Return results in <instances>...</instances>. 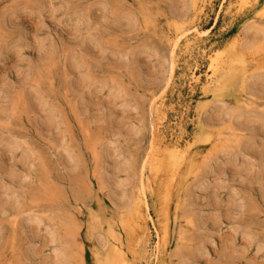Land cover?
<instances>
[{
	"label": "rangeland",
	"instance_id": "1",
	"mask_svg": "<svg viewBox=\"0 0 264 264\" xmlns=\"http://www.w3.org/2000/svg\"><path fill=\"white\" fill-rule=\"evenodd\" d=\"M263 4L199 0L190 18V0H0V264H56L72 235L58 264H99L93 238L119 240L127 264H155L144 243L153 248L165 226L166 264H264V54L249 48L233 63L225 104L207 91L213 55L221 51V68L236 38L259 41ZM176 25L191 41L175 49L165 85ZM241 74L254 75L249 95ZM152 91L165 95L163 140L187 148L173 169L156 171L148 155ZM199 107L224 122L201 140ZM142 192L146 205H136Z\"/></svg>",
	"mask_w": 264,
	"mask_h": 264
},
{
	"label": "bare ground",
	"instance_id": "2",
	"mask_svg": "<svg viewBox=\"0 0 264 264\" xmlns=\"http://www.w3.org/2000/svg\"><path fill=\"white\" fill-rule=\"evenodd\" d=\"M199 3V0H190V11H189V16L190 18H193V15L198 11V7L197 4ZM233 5V4H232ZM259 11V10H258ZM261 11L264 12V4L263 7L261 8ZM178 18V17H177ZM255 21V20H254ZM174 31L171 34H168V36L166 37L169 46H170V55H169V63H168V67L166 69V73H165V77H164V84H168L171 80L172 77L174 76V72H175V57H174V51L175 49L179 48L181 49L182 46H185L184 48H188L190 46V38H186V36L184 35V30L181 26L176 25L174 26ZM253 27H255V25L252 22H248L244 28H243V32L244 33H248V31H250L251 29H253ZM188 30V29H187ZM186 30V31H187ZM195 30V34L196 33H201V31H197L196 26L194 27ZM185 31V32H186ZM257 33H259V37L257 36V40H259L258 42H253L255 40H252L250 42H248V44H242L243 40L236 38L230 45V51L231 53L228 54L227 51V55H226V62L224 63V65L220 68V55L219 51L218 55L216 54V56L213 58H210V64H209V68L212 70V73L215 74V79H213L210 82V86H208L207 91H209L210 93H212L217 99L216 102L221 103V104H225L226 100L223 99L226 94L229 93L230 88H227V86H229L231 83L227 82L224 85L221 84V81L226 80L229 78L230 75H235V69H233L234 67V62H239L242 64L241 61L245 60V56H246V50L247 49H251L254 47V49L256 50L257 53H262V56L264 54V23L263 25L258 26L257 28ZM255 31V32H256ZM249 34V33H248ZM256 34V33H255ZM254 35V34H253ZM255 37V36H254ZM184 39V41H183ZM247 39V38H246ZM249 40V39H248ZM183 41V42H182ZM253 49V50H254ZM217 51V50H216ZM215 51V52H216ZM255 52V53H256ZM262 61V60H259ZM233 64V66H232ZM237 66V64H236ZM235 66V67H236ZM240 66V65H239ZM238 66V67H239ZM237 70V69H236ZM211 72V71H210ZM209 77V75H208ZM231 77V76H230ZM238 78H240V82H241V86L242 88H244V90L246 89L245 87L249 88L250 84V80L253 81L252 79L254 78V75L252 76H248V75H238ZM206 80V79H205ZM207 82V81H206ZM254 83V82H253ZM238 84V83H237ZM240 85V84H239ZM231 87V86H230ZM237 87V86H236ZM252 87V86H251ZM255 87V86H254ZM253 88V87H252ZM250 91V90H249ZM245 93V95H249L250 93L247 91V89L245 91H243ZM252 92V91H251ZM208 94V93H207ZM254 94V93H252ZM151 101L149 102V116H150V120H151V126L153 127V132L155 135V142L152 145L151 148V153L148 154L151 157V161L154 163V165L156 166L155 168H158L156 171H161L162 168H165L166 166H169V164L171 165L172 169L177 165V162H181L182 157L186 154L187 148L182 147V145L180 144V141L178 139V137L173 141V142H168L163 140L162 138V133L160 132V124H161V118H159V113L160 110L162 108V106L164 105V92H155L152 91L151 92ZM213 96V97H214ZM250 97V96H247ZM253 97V96H252ZM251 99V98H250ZM253 100V99H252ZM234 107V106H233ZM237 108V106H235ZM234 109V108H233ZM245 109V108H244ZM231 112V111H230ZM234 113V112H232ZM196 133H195V138L201 140L202 137H205L210 128H212L214 125L217 124H222L223 119L221 118H216L214 119L212 117H205L206 111L203 110V108L199 107L196 110ZM219 116V115H218ZM226 116V115H225ZM251 116V115H250ZM225 118V117H223ZM240 118V114L235 113V114H229L228 115V120L230 121V124L232 123H237L239 121ZM244 119V117H243ZM227 120V121H228ZM260 120V119H259ZM226 121V118H225ZM245 121V120H244ZM240 122V121H239ZM245 123V122H244ZM243 123V126H245ZM239 127H240V123ZM242 124V123H241ZM237 125V124H235ZM237 126V128H239ZM242 128V127H241ZM262 130V129H260ZM264 130V129H263ZM229 131H231L229 129ZM234 132V131H233ZM232 132H230L231 134ZM211 134V133H210ZM217 134V133H216ZM221 134V133H220ZM219 134V135H220ZM179 136V135H178ZM211 136V135H210ZM217 136V135H216ZM233 136V135H232ZM234 136H237L234 135ZM180 137V136H179ZM256 137V136H255ZM191 138V137H190ZM208 137L204 140H207ZM236 139V137H235ZM245 143H246V139H245ZM228 146V145H227ZM245 146V145H244ZM149 147V146H148ZM250 148V147H249ZM241 149V148H240ZM248 148H246L247 150ZM252 149V147H251ZM254 149V148H253ZM244 150V149H243ZM242 150V152H244ZM257 150V149H255ZM212 152L215 153L217 151H215V149H213L211 152H209V159H206V162H201V163H205L206 167H209L210 165H212L213 159L215 154H213L212 156ZM248 153H251L250 151H247ZM253 155L257 154L254 153L255 151H252ZM185 153V154H184ZM259 154V153H258ZM217 155V154H216ZM70 158V157H69ZM143 162V161H142ZM202 164V165H203ZM220 166V165H219ZM170 167V166H169ZM205 167V166H204ZM203 168V167H202ZM207 169V168H205ZM141 171V170H140ZM203 171V170H202ZM206 173V172H205ZM142 174V171H141ZM140 174V175H141ZM193 174V173H192ZM195 174V172H194ZM151 175V174H150ZM157 175V173H156ZM155 175V176H156ZM153 177V176H152ZM139 179L141 180V178L139 177ZM155 179V178H154ZM141 182V181H140ZM161 182V181H160ZM191 183V180H190ZM189 183V185H190ZM143 183H141L142 186ZM151 184V183H150ZM197 184V183H196ZM191 186V185H190ZM263 186V185H262ZM157 188V187H156ZM159 188V187H158ZM188 188V187H187ZM190 188V187H189ZM188 188V189H189ZM166 189V188H165ZM187 189V192H188ZM169 195V194H168ZM170 197V196H169ZM209 199V198H208ZM146 197L145 194L142 192L139 197L138 200L135 202L136 205H140V203L145 204L146 202ZM110 204V203H109ZM146 205V204H145ZM111 206V204H110ZM144 207V206H143ZM146 207V206H145ZM159 207V206H158ZM139 208V207H138ZM147 208V207H146ZM145 208V210H146ZM185 209H187L186 211H188V208L186 207ZM184 209V210H185ZM145 210H140L137 211V218L141 219L140 223H141V227L142 230H147V219L145 216H147V212L145 213ZM180 210V209H179ZM157 211V209H156ZM189 214V212H186ZM182 212V209H181ZM141 215V216H140ZM144 215V216H143ZM190 215V214H189ZM184 216V215H183ZM93 217V220L99 225V227H102L103 224L106 222V220H102L101 217H99V215H93L91 216ZM161 217V216H160ZM185 217H189L186 216ZM174 218V217H173ZM180 218V217H179ZM197 218V217H196ZM175 219V218H174ZM178 219V218H177ZM188 220V218H186ZM194 220V218H193ZM199 220V219H198ZM163 221V220H162ZM192 221V220H190ZM197 221V219H196ZM201 221V220H200ZM205 221V220H204ZM119 222L120 225L122 226V230L126 231V227H127V221H126V217L125 216H120L119 217ZM139 222V220H138ZM202 222V221H201ZM82 223V222H81ZM185 223V222H184ZM204 223V222H202ZM163 224V222H162ZM187 224V223H186ZM185 224V225H186ZM190 224V223H189ZM188 224V225H189ZM193 224V223H192ZM198 221H197V223ZM205 224V223H204ZM180 225V224H179ZM178 227V225H177ZM192 228V225L190 226ZM68 228V227H67ZM195 228V227H194ZM201 228V227H200ZM199 228V229H200ZM69 229V228H68ZM198 229V228H197ZM149 230V229H148ZM187 231V230H186ZM189 231V230H188ZM73 232V231H72ZM177 232V231H176ZM182 232V229H181ZM62 233V232H61ZM75 233V232H74ZM73 233V234H74ZM79 233V232H78ZM178 233V232H177ZM185 234V232H182V234ZM106 234L109 237H114V231L113 228L107 224V229H106ZM183 234V235H184ZM150 235V234H149ZM169 226L168 227H164L162 229V235L159 234V238L158 240L155 242V245L153 246V248L150 247V245L147 243V241H145L144 243V247H143V252L144 255L146 256V258L148 259V257H153L156 261L155 264H166V254H167V243H168V239H169ZM91 237H93V235H91ZM150 237V236H149ZM186 237V236H185ZM93 251L96 255L97 261L99 264H127V260L125 259V257L122 254V246L120 245L121 242H119V240L115 239V241L117 240L118 242H116L117 244H114V242L109 241L108 239L106 240H97L95 238H93ZM157 239V238H156ZM184 236H183V240H184ZM208 239V238H207ZM58 240V238H57ZM91 240V239H90ZM176 240V239H175ZM75 241V235L71 236V239H69L67 242L65 241V243H63V246H57L55 249V262L56 264L60 263V261L65 259V255L68 252L69 249H71L70 247L73 246V242ZM176 242V241H175ZM181 242V239H180ZM119 244V245H118ZM181 244V243H180ZM179 244V245H180ZM170 245V244H169ZM174 247H177L174 246ZM92 249V248H91ZM177 249V248H176ZM180 249V248H179ZM178 249V250H179ZM94 257V256H93ZM153 259V261H154ZM148 261V260H147ZM174 264L176 263L175 261L173 262ZM134 264V263H133Z\"/></svg>",
	"mask_w": 264,
	"mask_h": 264
}]
</instances>
